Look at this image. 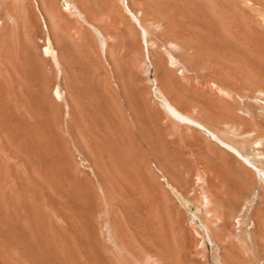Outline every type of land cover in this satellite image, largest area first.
I'll return each mask as SVG.
<instances>
[{
  "label": "rangeland",
  "instance_id": "1",
  "mask_svg": "<svg viewBox=\"0 0 264 264\" xmlns=\"http://www.w3.org/2000/svg\"><path fill=\"white\" fill-rule=\"evenodd\" d=\"M261 173L264 0H0V264H264Z\"/></svg>",
  "mask_w": 264,
  "mask_h": 264
},
{
  "label": "bare ground",
  "instance_id": "2",
  "mask_svg": "<svg viewBox=\"0 0 264 264\" xmlns=\"http://www.w3.org/2000/svg\"><path fill=\"white\" fill-rule=\"evenodd\" d=\"M263 17V16H262ZM261 31V30H260ZM246 61V60H245ZM182 102V101H181ZM125 104V103H124ZM166 104V107L170 110V112L173 114V115H175L177 118H180V119H187L188 120V118L184 115V114H182V112L177 108V107H175L173 104H171L170 103V101H167V103H165ZM124 118V117H123ZM84 119V118H83ZM73 120V119H72ZM191 122H192V120H191ZM198 124V123H197ZM196 125V124H195ZM199 125V124H198ZM197 126V125H196ZM203 128V127H202ZM115 131V130H114ZM129 131V130H128ZM214 137H215V135L213 134V133H211ZM138 148V147H137ZM87 175V174H86ZM261 175H262V178L264 179V173H261ZM86 177V176H85Z\"/></svg>",
  "mask_w": 264,
  "mask_h": 264
}]
</instances>
